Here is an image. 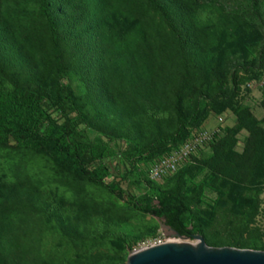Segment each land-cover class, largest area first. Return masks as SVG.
<instances>
[{
    "label": "trees",
    "instance_id": "16d2710c",
    "mask_svg": "<svg viewBox=\"0 0 264 264\" xmlns=\"http://www.w3.org/2000/svg\"><path fill=\"white\" fill-rule=\"evenodd\" d=\"M263 3L0 0V152L14 141V153L38 154L63 178L48 186L35 173L0 172V264L124 263L158 225L126 231L127 218L67 182L124 199L127 178L143 190L131 194L133 209L164 218L182 236L264 250L255 226L264 125L237 100L240 85L263 74ZM229 109L235 126L198 165L185 164L165 184L149 177L158 158ZM242 130L248 137L238 152ZM114 154L123 169L106 183L102 160ZM208 190L217 192L212 202ZM222 220L227 233L213 232Z\"/></svg>",
    "mask_w": 264,
    "mask_h": 264
},
{
    "label": "rangeland",
    "instance_id": "374dc122",
    "mask_svg": "<svg viewBox=\"0 0 264 264\" xmlns=\"http://www.w3.org/2000/svg\"><path fill=\"white\" fill-rule=\"evenodd\" d=\"M263 9H264V3H263ZM264 95V70L263 74L260 78H254L250 81H247L246 83H242L240 85V91L237 95V100L247 105L253 114L260 120L263 121L264 125V107L262 105ZM55 116L58 115V113H54ZM219 117H223V121L219 120ZM237 121V117L234 111L232 110H226L225 112L221 114H211L204 124L205 128L210 129H219L221 130V133L218 137L223 136L225 134V131L227 128H231L235 126ZM206 123V124H205ZM81 129H88L86 124H82L80 126ZM89 131V132H88ZM97 135V133L91 129L87 130V136L90 138H94ZM248 137L247 130H242L237 135V144L235 149L238 152H242L245 147V143ZM213 143V142H212ZM211 143V144H212ZM211 144L208 145L206 148H203L200 150L197 154H194L191 157V160L189 162H192L193 164L198 165L199 160L203 157L204 154L211 152ZM14 146L15 142L11 141V144L8 147V151H1L0 152V172H6L9 174L10 177H13L15 173H19L20 175H24L26 173H35V179L38 178L40 180H48V186L51 185H58L59 182L63 181V178L61 175L57 173L51 174L52 171V165H49L47 160L38 154H27V153H14ZM111 146L116 149L117 143H111ZM11 151V152H10ZM26 152V151H23ZM10 154V155H9ZM104 163L107 164V166L110 169V175L105 179L106 183H111L115 178H119L120 173L122 172L123 166L120 161V157L118 154H114L109 157H105L102 160ZM188 162V163H189ZM204 172L200 173L196 176L195 182L198 183L203 178ZM54 178L55 182L49 181ZM130 179L127 178V180L120 181V186L123 188L127 193L125 194L124 199H119L112 193L108 192L105 189L99 188L97 186H91V185H84V183L80 186L78 184H70L68 185L71 187L73 192H77L82 195V197L91 198L98 203H103L107 206H110L113 208V210L118 213L123 218H127V224L125 225L126 231H133V230H146L149 229L155 225H158V229L153 235H148L144 237L142 240H140L133 249H130L129 254L133 252L135 249H138L139 246L144 242L145 240H155L157 238L161 239H179L183 242H191L196 243L197 239L195 238H183L179 237L173 234L170 230H167L163 227V219L155 217L151 214H143L140 211H137L133 209L131 205L132 197L131 194L140 195L143 191L141 188H139L136 184H131L129 182ZM169 180V177L164 178L163 180H155L158 184H165ZM66 182V181H65ZM70 182H73L72 180ZM205 201L206 202H212L217 197V192L214 190H208L205 192ZM260 200V210L258 215L256 216L255 220V226L260 228L264 231V190L260 194L259 197ZM228 229L227 222L225 221H217L213 226V232L220 230L224 234ZM173 237V238H172ZM170 239V240H171ZM264 242V236L262 238ZM128 254V255H129ZM128 258V256H127Z\"/></svg>",
    "mask_w": 264,
    "mask_h": 264
},
{
    "label": "water",
    "instance_id": "95a60500",
    "mask_svg": "<svg viewBox=\"0 0 264 264\" xmlns=\"http://www.w3.org/2000/svg\"><path fill=\"white\" fill-rule=\"evenodd\" d=\"M163 227L182 236L165 223ZM197 242H164L133 251L122 264H264V250L232 246H210L202 234L194 236Z\"/></svg>",
    "mask_w": 264,
    "mask_h": 264
},
{
    "label": "built area",
    "instance_id": "2783aa9c",
    "mask_svg": "<svg viewBox=\"0 0 264 264\" xmlns=\"http://www.w3.org/2000/svg\"><path fill=\"white\" fill-rule=\"evenodd\" d=\"M220 121H223V117H219ZM221 130L210 129L200 126L194 128L191 132V136L187 138L178 148L164 154L158 158L151 166L149 177L152 180H163L174 173H176L182 166L187 164L194 154H197L203 148L210 145L218 135H220ZM168 239L157 238L155 240H145L139 246V249L147 248L150 246L162 244L167 242Z\"/></svg>",
    "mask_w": 264,
    "mask_h": 264
},
{
    "label": "bare ground",
    "instance_id": "6f19581e",
    "mask_svg": "<svg viewBox=\"0 0 264 264\" xmlns=\"http://www.w3.org/2000/svg\"><path fill=\"white\" fill-rule=\"evenodd\" d=\"M170 239L171 238L168 239V241H170V242H183L182 240H179V239H171V240Z\"/></svg>",
    "mask_w": 264,
    "mask_h": 264
},
{
    "label": "crops",
    "instance_id": "0c3cea01",
    "mask_svg": "<svg viewBox=\"0 0 264 264\" xmlns=\"http://www.w3.org/2000/svg\"><path fill=\"white\" fill-rule=\"evenodd\" d=\"M206 124V123H205Z\"/></svg>",
    "mask_w": 264,
    "mask_h": 264
}]
</instances>
